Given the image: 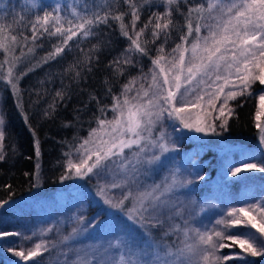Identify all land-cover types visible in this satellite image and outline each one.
Returning <instances> with one entry per match:
<instances>
[{
	"label": "snow or ice",
	"instance_id": "obj_1",
	"mask_svg": "<svg viewBox=\"0 0 264 264\" xmlns=\"http://www.w3.org/2000/svg\"><path fill=\"white\" fill-rule=\"evenodd\" d=\"M123 2L128 5L131 15L128 23H125V16L129 12L119 10L120 0H101L92 11L85 4L82 12L69 5L76 23L61 15L63 6L60 3L45 6L38 0H25L27 12L19 14L9 13L0 7V53L3 54L0 81L10 87L17 97V106L21 108L18 84L27 73L17 75L15 70L25 57L34 52L36 41L45 34L62 39L42 58V63L55 60L64 53L73 38L94 36L95 28L108 25L109 19L117 21L120 34L130 41L121 55L109 62L114 73L120 75L124 74L126 68L137 66L138 61L134 57L148 55L149 44L161 41L148 73L141 68V75L131 77L119 94H112V89L108 88V93L112 95V104L108 108L113 116L108 118V108L99 107L100 115L95 116L97 126L89 130L86 138H80L78 144L70 145L69 151L64 153L67 159L60 176L61 181L96 176V195L106 206L90 221L83 215L73 214L78 225L87 223L88 227L72 228L69 235L61 237V242L74 239L89 228L104 225L105 218L101 213L122 215L135 228H129L123 222L106 225V231L111 233L108 239L87 246V250L67 249L65 264H226L233 260H239L241 264H254L247 257H264V195L256 203L228 208L212 227H195V217L188 208V203L195 204V201L185 202L175 196L179 189L192 183L190 179H181L179 168L170 169L161 183L146 185L143 190L139 180L145 175L146 168L150 169L161 161L162 156L179 149L165 126L166 119L178 122L182 129L218 136L227 131L229 119L235 114L230 101L251 95L250 90L257 82L264 86V0H203L194 6L189 4V0ZM76 3L79 4V0ZM181 3L187 6V12L180 7ZM154 4L157 8L162 4L164 10H151ZM145 7L151 10V14L137 29V22ZM34 10V17L27 19ZM174 12L183 16L186 32L180 36V43L166 52L165 45L178 23L173 18ZM65 24L68 26L65 27ZM29 26L30 37L25 34ZM149 31L151 39H142ZM29 42L32 46L25 51ZM18 47L20 54L16 55ZM86 59L90 64L92 58ZM81 63L78 61L69 67L75 69ZM88 70L91 71V67ZM80 75L79 71L75 72L77 78ZM56 96L64 99L60 91ZM90 99L97 100L95 96ZM54 109L55 105H51L44 111V116L50 117ZM262 117L264 94L259 96L255 114L256 127L260 130L259 139L264 145ZM76 119L79 120V117ZM71 124L67 122L64 126ZM4 125V114L0 111V162L6 159ZM34 147L39 158V140H35ZM248 159L255 157L245 155L239 166L232 167L228 174L239 178L245 172L264 173V159L260 163L245 162ZM39 168L40 164L37 163V184ZM192 175L199 181L205 179L198 171ZM116 189H120L122 194L113 195ZM6 204L7 201H0V207ZM209 207L217 206L204 203L199 205V210L203 212ZM176 218H179V223L175 222ZM166 221L168 227L157 240L153 230L164 228ZM240 228L244 231L229 234L231 229ZM51 231L52 226H49L41 234ZM171 234L182 236L179 245L173 247L167 242L166 237ZM21 235L18 232H0V238ZM24 239L30 240L31 237L25 236ZM235 247L240 251L219 255L220 249ZM48 250L49 243L44 240L27 250L8 249L25 262L34 260ZM69 254H74L75 259L68 260Z\"/></svg>",
	"mask_w": 264,
	"mask_h": 264
},
{
	"label": "trees",
	"instance_id": "obj_2",
	"mask_svg": "<svg viewBox=\"0 0 264 264\" xmlns=\"http://www.w3.org/2000/svg\"><path fill=\"white\" fill-rule=\"evenodd\" d=\"M38 2L45 6L60 3L63 6L61 15L67 16L76 23L69 5L77 7V10L82 12L84 5L87 4L88 10L92 11L101 0H79V4L76 0H38ZM201 2L203 0H189V4L193 6ZM156 3H159V0H156ZM24 6L25 0H0V7L9 13L19 14L22 11L26 13ZM180 7L187 12L186 5L181 3ZM154 8L155 4L151 10ZM119 10L129 12L125 16V23H128L131 15L128 5L123 0H120ZM151 10L148 7L143 9L140 21L137 22V29L147 21ZM34 14L35 10L33 14L27 16V19H32ZM173 18L178 23L168 39V46L177 43L180 36L186 32V27H183V16L174 12ZM67 26L65 24V27ZM94 32L96 34L88 38L82 36L73 38L64 53L47 63H42V58L51 52L53 46L60 43L62 38L49 37L45 34L36 41L34 52L25 57L16 68L17 75L21 72L27 73L18 84L19 103L22 104V108L17 106V97L12 94L10 87L0 82L6 154V159L0 162V201H7L6 205L0 207V232L23 233L21 236L0 238V264L12 262L6 248H17L20 245V241L25 236V227L28 226L29 220L37 217L40 207L50 208L66 204L75 197L87 203L89 214L95 215L102 209V206L94 201L86 178L75 181L71 186L60 185L62 182L60 176L65 170L64 162L67 159L64 153L69 151L70 145L78 144L80 138L97 126L95 116L100 115L99 107L108 108L112 104V95L108 93V88L112 89V94H119L122 86L131 77L141 74V68L143 72L148 70L152 58L155 57L153 50L156 45L149 44L148 55L134 57L138 59L137 66L126 68L124 74L120 75L114 73L109 62L120 56L130 41L120 34L119 23L111 19L108 25H100L94 29ZM25 34L31 36L30 26L25 29ZM150 35L149 31L142 39L150 40ZM31 46L29 42L25 51ZM89 57L92 58L90 64L86 59ZM0 60H3L2 53ZM78 61L82 62L80 66L70 69L69 66L77 64ZM89 67L91 71L88 70ZM30 68L32 70L28 71ZM76 71L81 73L79 78L75 76ZM262 87L257 82L250 90L251 95L230 101L235 114L229 119L227 131L221 132L218 136L204 134L198 137L189 133L188 129H182L178 123L179 129L175 139L179 149L173 155L182 161L181 169L187 167L190 172L189 177L193 179H190L192 183L187 185L186 191L196 201L215 199L219 191H225L224 196L228 197L229 201L236 197L249 196L255 191H264V175L256 173L228 182L221 181L219 176L223 167V158L226 157L231 160L230 162H234L243 159L247 150L254 151L251 146L257 144L260 131L256 127L255 113L258 93ZM57 91L63 93V100L56 96ZM91 96H95L99 103L90 99ZM51 105H55V109L50 117H45L44 111ZM111 113L108 108V118ZM77 116L79 120L76 119ZM67 122H72L71 126L65 127ZM35 140H39L40 143L39 158L35 154ZM236 142L239 144L236 145ZM219 151L220 155H218ZM37 163L40 164L38 184L35 176ZM195 171L207 176L203 181L196 180L192 175ZM103 215L104 213H101V216ZM248 260L254 264H264V257H249ZM44 262L45 258L41 254L32 261L20 260L15 263L45 264Z\"/></svg>",
	"mask_w": 264,
	"mask_h": 264
},
{
	"label": "rangeland",
	"instance_id": "obj_3",
	"mask_svg": "<svg viewBox=\"0 0 264 264\" xmlns=\"http://www.w3.org/2000/svg\"><path fill=\"white\" fill-rule=\"evenodd\" d=\"M154 10L162 12L164 10L163 5L161 4L158 8L155 6ZM160 42L161 41H157V43L155 44L156 46L154 47V50H153L154 56L157 55L156 48L159 46ZM177 43H180V40ZM177 43H175L173 46H168V43H167L165 45L166 52H170V50L173 47H175ZM19 51L20 49L18 47L16 49V55L20 54ZM6 67L7 65H5V70H6ZM150 68H152V62L148 70L144 71V73H148ZM261 94H264V86L262 87L261 91L258 93L257 110H258V104H259V96ZM219 103L220 101L217 102V107L219 106ZM0 111H2L3 113L1 91H0ZM193 114H195V110H193ZM112 116H113V113H111L109 118H111ZM261 123H264V117L261 118ZM165 126L167 127L168 132L171 133L172 139L176 141L175 137L179 129L178 122L168 121L166 119ZM189 133H191L192 135H196L198 137H202L204 135L203 133H196L191 130H189ZM87 136L88 134L84 136L83 138H86ZM259 137H260V131H259ZM235 144L238 145L239 143L236 142ZM251 147L254 148V151L247 150L245 155L255 157V159H248V160H245V162L260 163L261 159H264V145L261 144L260 139L258 138L257 144L252 145ZM221 149L222 148L220 147V151ZM220 151L218 155H220ZM241 160L242 159L236 160L234 162H230L231 160H229L228 158L226 157L223 158V163H222L223 167L220 169V175H219L221 177L220 180L228 182L232 180L242 179L243 177L247 175H252L256 173L264 175V173H261L258 171H252V172L242 173L239 176V178L231 177L228 173L230 172L232 167L239 166V162ZM182 164H183L182 161L175 158L173 153L165 154V156L161 157V161L158 164L152 166L150 169L148 168L145 169V175L141 176L139 180L141 190H143L144 186L146 185H154V184L161 183L164 180V178L169 174L170 169H173V168L180 169L179 175L181 179H193L191 176L189 177L190 172L188 171L187 167H185L184 169H181ZM203 175L207 176L205 174ZM79 179L80 178L64 180L60 183V185L71 186L75 181ZM85 180H87V183L90 187V192L92 193V197L94 201L97 202L99 205H101L102 208H106V206L102 204L101 199L96 195L97 177L94 175H90L89 177H86ZM101 182H104V181L102 180ZM126 190L127 189H124V191ZM112 194L119 196L122 193L120 189H116V190H113ZM224 195H226L225 191H219L215 199H207L206 201L198 202L192 195H190L186 191V187L179 189L175 193V196L179 197L185 202L195 201V204L188 203V208L191 209V213L195 217V219L193 220V224L195 227H201L202 225L212 227L214 222L219 217L223 216L228 208L241 207V206H244L245 204L256 203L260 199V197L264 195V191L263 192L255 191L249 196L236 197L232 199L231 201H229L228 197ZM204 203L216 205L217 207H209L205 209V211L200 212L199 205L204 204ZM129 206H130V202H129ZM111 211L115 212L116 210H111ZM198 212H199V215H196ZM73 214H76L77 216L83 215L89 221L91 220V218H93L96 215V214L95 215L89 214L87 203L81 198H75V197L69 200L66 204H59L58 206H51L50 208L40 207L37 217H34L33 220H29L28 226L25 227L24 235L27 237H31V239L25 240L24 239L25 236H24L23 240L20 241V245L14 249L27 250V249L34 247V245L37 242L44 240L49 243V250L42 253V255L45 258L44 263L45 264H65V253L67 252V249L82 248V249L87 250V246L95 245L101 239H104V240L108 239L111 233L109 231H106V225L123 222V224L127 225L129 228H135V226L132 225L130 222H128L122 215L117 214L116 216H112V215H106L104 213V215L102 216V218H105L104 225H101L100 227L89 228L87 232H83L81 235H78L76 238L61 242V237L64 235H69V233H71L72 228L79 227L80 229H83V228L88 227L87 223L78 225V223L73 218ZM165 215H167V213H165ZM185 219H187V210L185 212ZM175 222L179 223L180 222L179 218H176ZM49 226H52V231L44 233L42 235L41 234L42 230L48 228ZM167 227H168V223L166 221L164 228H157L153 230V236L157 240L160 239L163 231ZM57 229H59V231H57ZM241 231H244V229L243 228L231 229L229 231V234L236 235V234H239ZM252 231H255V230H252ZM137 232H139V229H137ZM33 233H35L34 236H33ZM166 240L169 244H172L173 247H175L180 244V241L182 240V236L171 234L168 237H166ZM224 242L231 243L229 241H224ZM53 244H55L56 246L53 247L52 246ZM9 248L11 247L6 248V251L11 256V260H12V262L9 264H16L15 262H19L21 259L17 257L16 255H14L13 252L8 251ZM238 251H240L238 247L222 248L219 250V255H222V256L230 255L233 252H238ZM248 258L249 257H247V259ZM67 259L68 260L75 259V255L69 254L67 256ZM226 264H241V261L233 260L231 262H226Z\"/></svg>",
	"mask_w": 264,
	"mask_h": 264
}]
</instances>
